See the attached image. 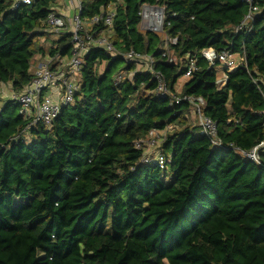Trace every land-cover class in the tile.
<instances>
[{"label":"trees","instance_id":"obj_1","mask_svg":"<svg viewBox=\"0 0 264 264\" xmlns=\"http://www.w3.org/2000/svg\"><path fill=\"white\" fill-rule=\"evenodd\" d=\"M59 1L0 0V89L29 86L37 57L54 71L72 59L73 35L48 25ZM79 1L85 21L121 2L113 30L98 33L120 54L151 56L175 97L203 98L223 146L191 125L188 101L155 94L152 74L92 48L51 125L0 97V264H264V155L257 165L240 154L264 141V0L248 33L236 32L243 0ZM145 5L163 9L162 36L140 31ZM208 49L244 58L222 89ZM189 57L197 70L178 93ZM168 127L165 170L144 165L136 143Z\"/></svg>","mask_w":264,"mask_h":264},{"label":"built area","instance_id":"obj_2","mask_svg":"<svg viewBox=\"0 0 264 264\" xmlns=\"http://www.w3.org/2000/svg\"><path fill=\"white\" fill-rule=\"evenodd\" d=\"M248 7V12L236 32H250L252 24L261 14L262 9L257 3V0H243ZM32 0H16V7L20 5H31ZM120 1L111 3L103 9L101 15H98L90 20L81 18V7L79 1V13L71 19L73 35V57L65 65L63 59L56 61L64 63L62 69H52L53 60L49 59L44 63L38 64L34 71V79L22 92L12 94L11 100L20 108V114L32 119V125L42 123L51 125L59 116L63 107H67L74 103V97L80 88L78 77L82 71L84 57L92 48H100L112 57L122 56L127 64L134 63L138 68H143L147 73L154 77L156 83L155 94L159 97L171 96L176 104L182 100L188 101L192 105L191 113L197 118V126L200 128V134L207 137L215 148H221L223 143L219 138L218 127L213 119L208 117L205 112V101L201 97H175L169 93L165 84L162 73L155 71V61L149 55H141L130 50L125 54H120L110 41L108 34L98 33V27L103 24L107 31L113 30L114 21L116 18V9L120 5ZM142 23L146 20L151 22L150 32L159 34L163 31L164 11L160 7H152L145 5L141 11ZM48 25L50 31L55 35H61L68 30L66 17L61 13L52 9L48 15ZM161 34V33H160ZM176 43V39L173 40ZM203 58L211 65L219 64L224 70L233 71L242 65L244 58L238 54H232L228 51L217 53L213 49L204 50ZM171 63L175 59H170ZM197 70V61L189 57L187 70L182 78L185 82L190 80L192 73ZM124 77V72H121L116 82H120ZM227 75L224 73L219 76L217 86L222 89L227 83ZM172 127L166 130H153L149 135L136 143L137 149L143 150L142 163L144 165H158L162 170H165V158L160 150L163 141L166 138L167 132ZM240 154L247 160L260 165L261 157L264 155V141L254 147L249 152L240 151Z\"/></svg>","mask_w":264,"mask_h":264},{"label":"rangeland","instance_id":"obj_3","mask_svg":"<svg viewBox=\"0 0 264 264\" xmlns=\"http://www.w3.org/2000/svg\"><path fill=\"white\" fill-rule=\"evenodd\" d=\"M62 0H60V2H61ZM63 1H65L66 2V4H65V6H70V5H68V3L69 4H71V3H74V0H63ZM65 2H63V4L65 3ZM63 8H66L67 9V7H64L63 6ZM72 11H74L73 9H72ZM79 12V11H78ZM71 16H73L72 14H71ZM68 19H71V18H68ZM150 25H151V22L149 21V20H146L145 21V23H141V25H140V31L141 32H143V33H146V32H150L151 31V28H150ZM161 33V34H160ZM159 34L162 36L163 35V31L161 30V32H160ZM109 36V38H110V34L108 35ZM166 36L164 37V39L166 40ZM41 61V59L40 60H37V61H35L34 63H33V69H32V71L34 70L35 71V69H36V67L38 66V64L37 63H39ZM103 69H104V66L102 65L101 66V68H100V71H103ZM217 71H218V73L221 75V72L223 71V67L222 66H219L218 68H217ZM128 74H126V73H124V77L125 76H127ZM130 76H132V74L130 75ZM182 91L181 90H179V92L178 93H181ZM12 93H13V91H12V89H11V87L9 86V85H2L1 86V89H0V97L3 99V100H6V99H11L12 98ZM188 119H189V121H190V123H191V125H193V126H197V118H196V116L193 114V113H190L189 115H188ZM172 129V128H171ZM171 131V130H170Z\"/></svg>","mask_w":264,"mask_h":264},{"label":"crops","instance_id":"obj_4","mask_svg":"<svg viewBox=\"0 0 264 264\" xmlns=\"http://www.w3.org/2000/svg\"><path fill=\"white\" fill-rule=\"evenodd\" d=\"M63 2H65V1H63V0L61 2L59 1V4L56 5V7L54 9L57 12L61 13L62 15H64V17H66L67 23H68V27H69L68 28V32H70L72 30L71 19H72V17H74V15H76L77 13H79L78 12L79 11V0H74V3H71V4L68 3V5H70V6H65L66 2L64 4H63ZM63 6L64 7H67V9L66 8H63ZM72 9L74 11H72ZM71 14L73 16H71ZM68 18H71V19H68ZM53 39H54V37H53ZM40 59H41V61L39 63H37V64L44 63V62H46V61L49 60V58L37 57L34 61H37V60H40ZM64 63H65V61H64ZM224 71L225 70L223 69V71L221 72V75H223L225 73ZM221 75L219 74V76H221ZM184 83H185V81L182 80V79L179 81V83L177 85V88H176L178 92H179V90L182 91V87H183ZM7 100H11V99H6L5 101H7Z\"/></svg>","mask_w":264,"mask_h":264}]
</instances>
